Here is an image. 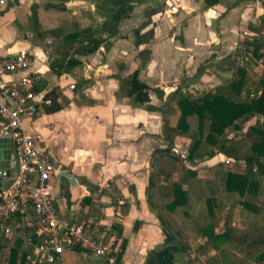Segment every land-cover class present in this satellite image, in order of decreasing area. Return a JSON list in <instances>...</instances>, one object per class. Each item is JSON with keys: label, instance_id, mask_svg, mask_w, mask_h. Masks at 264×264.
Returning a JSON list of instances; mask_svg holds the SVG:
<instances>
[{"label": "crops", "instance_id": "obj_1", "mask_svg": "<svg viewBox=\"0 0 264 264\" xmlns=\"http://www.w3.org/2000/svg\"><path fill=\"white\" fill-rule=\"evenodd\" d=\"M263 14L260 0H220L212 7L206 0H12L2 10L0 57L27 52L29 73L38 78L37 110L23 117V127L58 167L51 191L59 216L67 223L99 222L115 264H206L196 247L190 256L183 253L149 204L159 166L153 156L167 147L169 105L173 126L180 115L169 96L179 88L198 95L229 82L239 44L255 35L249 24ZM86 28L94 38L85 55L62 50L69 53L65 61L80 64L54 70L65 36ZM54 89L65 106L47 113L44 96ZM180 139L188 141L185 151ZM188 146L187 138H175L178 154ZM23 213V226L37 230L33 210ZM52 264L112 263L75 248Z\"/></svg>", "mask_w": 264, "mask_h": 264}, {"label": "trees", "instance_id": "obj_2", "mask_svg": "<svg viewBox=\"0 0 264 264\" xmlns=\"http://www.w3.org/2000/svg\"><path fill=\"white\" fill-rule=\"evenodd\" d=\"M219 1L206 0V6ZM249 28L255 35L239 44V61L229 82L198 95L179 88L169 96L180 115L173 126L169 116L175 109L169 105L163 126L167 147L153 156L159 166L148 187L149 204L183 253L190 256L196 247L206 264H264V14ZM93 38L91 28L68 33L61 53L71 49L85 55ZM68 54L62 53L54 70L68 72L80 64L75 58L65 61ZM258 62L263 71L254 78L251 70ZM33 91H38L36 85ZM60 98L58 89L46 93L50 104L45 111L61 110L65 103ZM176 137L189 140L186 154L176 152ZM218 155L241 169L232 170L223 161L202 176L193 168ZM198 203L204 208L193 215ZM22 209L32 208L24 205L12 216V234L0 237V264H30L33 247L28 239L35 245L41 241L35 229L23 226ZM116 230L121 236L122 228Z\"/></svg>", "mask_w": 264, "mask_h": 264}, {"label": "built area", "instance_id": "obj_3", "mask_svg": "<svg viewBox=\"0 0 264 264\" xmlns=\"http://www.w3.org/2000/svg\"><path fill=\"white\" fill-rule=\"evenodd\" d=\"M10 1L0 0V15ZM31 64L27 52L0 57V136L13 140L21 164L19 176L7 191L3 183L0 184V232L11 235L12 216L24 205H30L38 225L36 235L41 240L35 245L32 238L28 239L33 247L32 264H52L65 250L75 248L105 257L115 264L112 244L106 240L99 222L67 223L59 216L51 191V180L58 174V167L23 127V117L33 115L38 104L33 91L38 78L29 73ZM9 75L15 78L5 81L4 77Z\"/></svg>", "mask_w": 264, "mask_h": 264}, {"label": "water", "instance_id": "obj_4", "mask_svg": "<svg viewBox=\"0 0 264 264\" xmlns=\"http://www.w3.org/2000/svg\"><path fill=\"white\" fill-rule=\"evenodd\" d=\"M11 144L10 148L7 146ZM14 144L11 138L0 136V179L3 180V189L7 191L15 182L21 171L20 160L13 152ZM63 176L73 181V177L63 172Z\"/></svg>", "mask_w": 264, "mask_h": 264}, {"label": "rangeland", "instance_id": "obj_5", "mask_svg": "<svg viewBox=\"0 0 264 264\" xmlns=\"http://www.w3.org/2000/svg\"><path fill=\"white\" fill-rule=\"evenodd\" d=\"M263 5H264V0H260ZM263 71V65L261 62H258L254 65L253 69L251 70V74L254 78H258L259 75L262 73ZM188 144V141L185 140V139H180L179 142H178V147L179 149H181L182 151H185L186 149V146ZM217 162L221 161V160H216ZM222 161H225V164L227 167H229L230 169L232 170H240L241 167L236 164L234 161H230V160H227L226 158H223ZM217 162H214V163H217ZM212 165L214 164H204L202 166L199 167V173L200 175L202 176H205L208 174V170H209V167H211ZM203 205L202 204H196L195 206V209L193 210V215H197L200 213L201 210H203ZM0 237H3V234L0 233Z\"/></svg>", "mask_w": 264, "mask_h": 264}]
</instances>
